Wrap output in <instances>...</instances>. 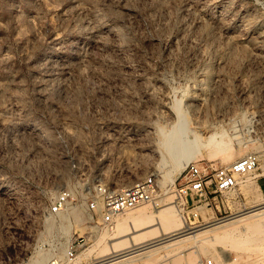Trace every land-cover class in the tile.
Here are the masks:
<instances>
[{
  "label": "rangeland",
  "instance_id": "1",
  "mask_svg": "<svg viewBox=\"0 0 264 264\" xmlns=\"http://www.w3.org/2000/svg\"><path fill=\"white\" fill-rule=\"evenodd\" d=\"M179 107L203 141L220 131L232 144V152L216 157L203 148L190 162L219 167L249 152L260 155L259 169L224 196L226 210L218 215L209 206L202 210L203 219L192 217L193 194L185 197L177 191L185 165L173 174L174 180L164 181L175 165L171 158L161 162L158 142L165 138L161 128L168 132L172 125L167 118L177 120ZM108 118L138 131L135 154L129 151L134 156L127 160L130 172L95 168L91 176L123 187L158 172L162 202L145 205L148 214L176 205L194 230L263 203L264 0H0V183L4 173L10 176L7 182L19 181L14 153L26 151L36 140L26 134L12 143V130L21 133L34 123L50 137L40 147L47 154L41 168L46 173L60 170L63 184L75 175L65 161L67 151L86 162L82 134L95 119ZM58 131H76L82 137L62 142L55 137ZM81 209L83 220L70 217L62 223L63 264L72 235L88 240L69 264H87L99 260L101 251L123 239V233L138 232L130 225L120 234L96 227L87 209ZM211 216L216 220L208 222ZM243 234L236 239L249 237ZM234 241L191 245L172 258L154 261L204 264L214 259L222 264L227 257L234 264H264V241L262 253L237 249ZM154 261L136 258L130 264Z\"/></svg>",
  "mask_w": 264,
  "mask_h": 264
},
{
  "label": "built area",
  "instance_id": "2",
  "mask_svg": "<svg viewBox=\"0 0 264 264\" xmlns=\"http://www.w3.org/2000/svg\"><path fill=\"white\" fill-rule=\"evenodd\" d=\"M26 134L36 140L26 151L14 153L19 181L7 182L8 173L1 177L0 264H27L39 252L47 258L48 264H59L63 253L62 223L70 218L67 212L73 206L85 207L91 214L90 222L110 231L121 214L144 205L161 204L156 171L123 187H113L103 178L91 176L95 168L104 172L112 170L115 174L130 172L127 160L134 155L129 151L135 154L139 134L136 128L125 130L123 120L95 119L87 126L82 136L86 134L83 141L88 146V159L82 162L76 159V154L67 151L65 161L75 175L63 184L58 180L60 170L52 169L46 173L41 168L47 154L40 147L44 141H50V137L40 127L30 123L22 128L21 133L12 130L10 140L15 143ZM82 136L76 131H58L55 137L68 142ZM259 166L260 155L256 152H249L219 167L212 163L190 162L180 175L183 182L177 191L185 197L189 193L195 196V203L192 204L195 211L191 215L203 219L200 205L212 201L219 212L226 210L224 196L235 191L240 180L254 174ZM44 174L45 178L42 177ZM183 205L189 207L186 201ZM87 240V236H71L64 250L67 262L76 260L78 250L87 245ZM204 264L216 262L206 259Z\"/></svg>",
  "mask_w": 264,
  "mask_h": 264
},
{
  "label": "bare ground",
  "instance_id": "3",
  "mask_svg": "<svg viewBox=\"0 0 264 264\" xmlns=\"http://www.w3.org/2000/svg\"><path fill=\"white\" fill-rule=\"evenodd\" d=\"M177 113V120H173V116L167 118V121L172 122V125H170L168 132L163 127L161 128V136L163 134L165 138L163 137L164 140L158 142L157 152L160 153L161 162L164 164L167 158H171L175 165L172 170H168V173L166 172L164 181L170 178L174 180L172 178L173 174L179 173L183 165L186 166L187 163L199 155L203 148L208 151L209 157H216L219 154L230 152V150L232 152L231 142L224 139L225 133L213 131L214 133L203 141L197 130L191 127L190 121L185 117L180 107L177 109ZM191 133L194 135L193 138H190ZM226 136L229 137L227 133ZM228 155L231 156V154ZM230 156L228 157L231 158ZM182 172L183 170L180 175ZM144 206L139 207L136 211H127L124 216L120 217V215V218L114 222L113 232L117 231L120 234V232L125 231L124 228L127 225L131 226L132 232H138L133 236H127L129 232L123 233L125 236L123 239L113 243L114 245L109 250L101 251L103 253L99 260L87 264H130L136 258L145 257L150 258L152 262L161 259L167 260L176 254L183 253L191 245L197 246L207 242L231 239L235 240L233 246L237 249L244 247L251 253H262L259 246L264 241V202L234 216L230 220L215 221L208 226L194 230L188 225L184 217L179 215L176 205H170L157 213L151 212L149 214L145 211L144 208L146 207ZM67 214L74 221L80 222L83 220L85 211L80 206H73L68 210ZM89 218H91V214H89ZM243 233H246L249 237L247 239H236L238 235H244ZM261 241L262 243H260ZM45 260L44 255L39 252L30 261V264H48ZM192 261L189 260L190 263L188 264H192ZM69 263L67 262L66 264ZM59 264H63V261L59 262ZM175 264L185 263L182 260H177ZM222 264L234 263L233 261H228V258L225 257L224 261L222 260Z\"/></svg>",
  "mask_w": 264,
  "mask_h": 264
},
{
  "label": "crops",
  "instance_id": "4",
  "mask_svg": "<svg viewBox=\"0 0 264 264\" xmlns=\"http://www.w3.org/2000/svg\"><path fill=\"white\" fill-rule=\"evenodd\" d=\"M190 201H192V202H190V206H193L192 204H194L195 203V196L194 195H192V198H191V200ZM212 206V208L214 209V212L218 215V213H221V211L219 212L216 208H215V205H214V203L213 202H209V203H204V204H202V205H200V209H205V208H207L208 206ZM213 212V213H214ZM214 217L215 216H211V217H208L207 218V220H208V222H210V221H212V219L211 218H213L214 219ZM214 220H216V219H214Z\"/></svg>",
  "mask_w": 264,
  "mask_h": 264
}]
</instances>
